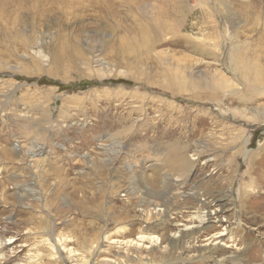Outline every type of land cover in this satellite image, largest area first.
<instances>
[{
    "label": "rangeland",
    "instance_id": "rangeland-1",
    "mask_svg": "<svg viewBox=\"0 0 264 264\" xmlns=\"http://www.w3.org/2000/svg\"><path fill=\"white\" fill-rule=\"evenodd\" d=\"M0 264H264V0H0Z\"/></svg>",
    "mask_w": 264,
    "mask_h": 264
},
{
    "label": "bare ground",
    "instance_id": "bare-ground-1",
    "mask_svg": "<svg viewBox=\"0 0 264 264\" xmlns=\"http://www.w3.org/2000/svg\"><path fill=\"white\" fill-rule=\"evenodd\" d=\"M4 1H8V0H4ZM206 220H207V219H206ZM204 223H205V224H204L205 226L208 225V221H205ZM143 237H144V236H143ZM142 239H143V238H142Z\"/></svg>",
    "mask_w": 264,
    "mask_h": 264
}]
</instances>
